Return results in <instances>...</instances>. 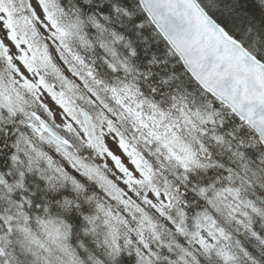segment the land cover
<instances>
[{
	"label": "snow or ice",
	"instance_id": "snow-or-ice-1",
	"mask_svg": "<svg viewBox=\"0 0 264 264\" xmlns=\"http://www.w3.org/2000/svg\"><path fill=\"white\" fill-rule=\"evenodd\" d=\"M0 264H264V0H0Z\"/></svg>",
	"mask_w": 264,
	"mask_h": 264
}]
</instances>
